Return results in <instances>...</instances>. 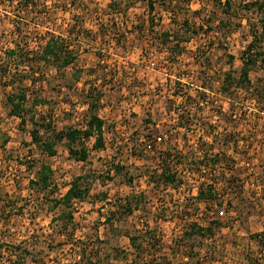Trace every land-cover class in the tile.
Listing matches in <instances>:
<instances>
[{"label": "rangeland", "instance_id": "rangeland-1", "mask_svg": "<svg viewBox=\"0 0 264 264\" xmlns=\"http://www.w3.org/2000/svg\"><path fill=\"white\" fill-rule=\"evenodd\" d=\"M145 2L0 0V264H264V30L246 8L264 0H171L172 23ZM48 30L68 67L39 60ZM94 103L103 149L32 142L83 131ZM74 183L83 197L56 204Z\"/></svg>", "mask_w": 264, "mask_h": 264}, {"label": "trees", "instance_id": "trees-1", "mask_svg": "<svg viewBox=\"0 0 264 264\" xmlns=\"http://www.w3.org/2000/svg\"><path fill=\"white\" fill-rule=\"evenodd\" d=\"M171 0H146V8L147 12L149 15L153 14L156 11V7H160L163 11L168 12L169 15V21L172 23V7L170 2ZM229 1L230 0H224L223 4L226 6H229ZM130 3L125 4V9L129 8ZM246 8L248 9H253L255 8L258 12V14L261 16V30H264V3L262 2H253L251 5L247 6ZM50 33V38L45 42V45L43 46V49L41 51V54L39 57V60L43 61L46 64H51L52 66H56L57 68H66L69 65H71L74 60L77 58V53H74L73 50L69 49V47L64 43H59L58 39L54 36L55 31H49ZM47 32V33H48ZM164 36V46H167L168 42L172 43L169 41V38L172 37L171 35H163ZM178 43L174 44V47L177 49ZM256 36H252V40L248 43L246 46L245 50L242 52L240 56V61L242 63V66L239 71V76L237 79V85L242 86L245 88L246 86L250 85V80H249V73L251 72V68L257 64V61L259 60L260 56L262 55V52H257L256 47ZM14 51H11L10 54H13ZM172 54V51L170 50V53ZM179 54V53H178ZM264 56V55H262ZM264 60V59H262ZM226 77H229L227 75ZM224 86L222 85V89H227L230 86L229 79L225 78L224 79ZM88 89V93H89ZM100 95L98 94L97 96V101H99ZM14 98L18 99L17 103H14V100L12 98L8 99L10 105H11V110L10 114L18 117L21 119L23 122V118L20 115V104L23 103L25 100L24 94H20L15 96ZM97 109V105L94 103L89 107L90 110V116L89 119L86 123V129L83 131L79 130H67L64 132H57L54 134V139L55 141H43L40 140L38 137V132L33 131L31 133V138L32 142L34 144H37L42 151L49 157L53 156L55 154L54 151V145L55 142H59L63 139L67 140L70 144L75 143L77 140H79L81 137L85 139H89L90 137H95V143L93 148L95 150L98 149H103L104 147V138H103V121L97 116L95 113ZM168 111L172 112L171 109H168ZM179 115V114H178ZM184 116H181V119H183ZM187 121V120H186ZM185 121V122H186ZM186 124V123H185ZM69 153L70 155L75 158L77 161H85L87 159V151L83 148L79 150H74L71 147L69 148ZM166 157H170L171 155L166 153ZM166 163V161H164ZM44 171L39 174L38 177V184L42 186L43 188L47 187L48 185V175H49V169L44 168ZM168 168L162 167L160 171V175L162 176L163 179L166 181H174L175 180V174H172L171 176L168 175ZM85 194L84 190H80L77 183H74L71 185V187L68 189V191L65 193V195L62 197V199H59L56 204H63L65 206H69L72 200H80L83 195ZM198 199H203L202 198V193L198 194ZM68 218L70 216L68 215Z\"/></svg>", "mask_w": 264, "mask_h": 264}, {"label": "built area", "instance_id": "built-area-1", "mask_svg": "<svg viewBox=\"0 0 264 264\" xmlns=\"http://www.w3.org/2000/svg\"><path fill=\"white\" fill-rule=\"evenodd\" d=\"M157 140H158V142H159V141L161 140V138H160V137H158V139H157Z\"/></svg>", "mask_w": 264, "mask_h": 264}]
</instances>
